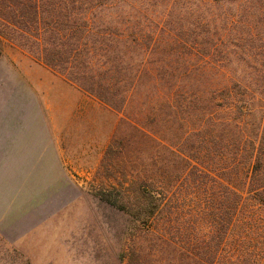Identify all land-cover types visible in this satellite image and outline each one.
Returning a JSON list of instances; mask_svg holds the SVG:
<instances>
[{
  "label": "trees",
  "instance_id": "1",
  "mask_svg": "<svg viewBox=\"0 0 264 264\" xmlns=\"http://www.w3.org/2000/svg\"><path fill=\"white\" fill-rule=\"evenodd\" d=\"M5 41L117 112L145 75V173L97 194L145 264H264V0H0V57Z\"/></svg>",
  "mask_w": 264,
  "mask_h": 264
},
{
  "label": "rangeland",
  "instance_id": "2",
  "mask_svg": "<svg viewBox=\"0 0 264 264\" xmlns=\"http://www.w3.org/2000/svg\"><path fill=\"white\" fill-rule=\"evenodd\" d=\"M165 71L159 68L156 77L167 79ZM145 81L144 75L129 107L113 111L25 51L3 42L0 91H15L16 97L0 102L37 108L38 128L43 129L39 137L48 142L52 138L55 149L52 168L45 159L32 162L31 176L23 171L21 184L15 185V214L17 218L19 207L22 228L7 234L6 240L0 236V264H127L131 251L145 264V235L129 229L127 215L97 196L102 187L115 184L101 183L102 177L120 178L135 169L145 173L144 157L133 154L132 130L133 123L145 130L150 121ZM155 92L149 89V94ZM115 140L120 144L117 155L103 168V154Z\"/></svg>",
  "mask_w": 264,
  "mask_h": 264
},
{
  "label": "crops",
  "instance_id": "3",
  "mask_svg": "<svg viewBox=\"0 0 264 264\" xmlns=\"http://www.w3.org/2000/svg\"><path fill=\"white\" fill-rule=\"evenodd\" d=\"M15 91H0L4 97H16ZM37 108L0 102V236L13 235L21 230V214H15V185L21 184L22 172L31 176V163L38 160L54 162V140L39 137ZM44 156V158L42 157ZM37 170L36 165L33 167ZM35 175V174H34ZM21 192V190H17Z\"/></svg>",
  "mask_w": 264,
  "mask_h": 264
}]
</instances>
